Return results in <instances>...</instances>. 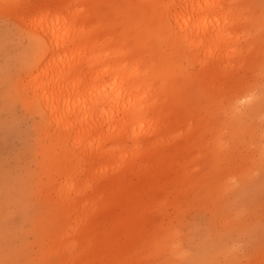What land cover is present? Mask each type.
I'll return each mask as SVG.
<instances>
[{"label":"bare ground","instance_id":"6f19581e","mask_svg":"<svg viewBox=\"0 0 264 264\" xmlns=\"http://www.w3.org/2000/svg\"><path fill=\"white\" fill-rule=\"evenodd\" d=\"M94 1L44 3L27 18L36 58L21 85L58 149L60 173L52 189L62 227L54 241L60 253L56 264H130L113 248L114 237L132 232L146 200L169 182L174 189L184 185L170 201L198 185L217 191L210 200V209L217 212L224 207L219 194L226 184L220 178L205 182L188 166L203 163L221 174L250 172L247 158L223 146L221 138L227 133L226 141L243 143L242 137L257 128L258 137L264 136L259 114L264 96L254 88L264 80V68L254 84L239 74L253 63L237 47L250 22H241L244 4L126 0L128 15L144 8L141 25H136L124 17L93 18ZM109 22L119 23L121 30L107 29ZM187 57L199 69L194 99L205 100L199 108L191 106L193 97L185 92L189 83L182 63ZM262 57L264 50L257 60ZM227 92L237 93L225 98ZM239 98L241 105L235 102ZM225 105L229 111L220 112ZM193 115L192 127L184 126ZM243 116L251 123L241 125ZM256 143L264 155V137ZM192 147L198 148L195 156L189 153ZM235 218H242L240 210ZM104 224L111 234L100 229ZM249 229L244 221L239 231ZM165 234L166 248L180 252L178 233L165 229Z\"/></svg>","mask_w":264,"mask_h":264},{"label":"rangeland","instance_id":"374dc122","mask_svg":"<svg viewBox=\"0 0 264 264\" xmlns=\"http://www.w3.org/2000/svg\"><path fill=\"white\" fill-rule=\"evenodd\" d=\"M54 1L57 0H0V264H56L59 260L54 241L62 221L52 189L60 173L56 164L58 149L49 134L52 130L49 133L44 130L41 115L21 85L24 71L36 58L27 18L40 5H53ZM235 1L246 8L241 22L250 21L238 38L237 47L240 56H249L253 61L243 72L238 71L242 79L254 84L255 74L264 68L263 57L257 60L264 50V0ZM92 8L93 18L124 17L136 25H141L144 14V8H140L128 15L126 0H95ZM106 25L114 32L122 28L119 23ZM158 47L163 49V43L159 42ZM182 65L184 78L189 83L186 95L193 97L191 106L199 108L203 98L194 99L200 85L198 66L188 57ZM236 70L232 68L233 72ZM256 82L255 92L264 96V80ZM230 93L236 94L227 92L225 98ZM235 102L241 105L240 98ZM229 107L225 105L220 112H228ZM259 114L264 126V105L259 108ZM193 122L194 115L184 126L192 127ZM239 123L250 124V117L243 116ZM259 129L253 135H241L239 139L244 138L243 143L226 141L227 133L221 138L223 146L241 151L247 158V165L252 167L250 172L239 169L236 174L213 173L203 163L187 168L189 171L196 168L195 176L205 182L214 178L223 180L227 189L219 197L224 207L217 208V212L210 209V200L218 192L204 185L184 191L182 198L170 201L184 185L174 189L169 182L146 200L132 232L125 230L114 237L112 246L120 250L119 257L126 258L130 264H169L170 261L175 264H264V170L258 168L263 167L264 155L256 143H262L264 136L258 137ZM253 137H257L255 143L250 141ZM197 149L192 147L190 155H197ZM206 161H210V156ZM137 196V192L132 193L133 199ZM238 210L242 213L240 220L235 218ZM223 216L228 222H221ZM244 221L250 229L239 231ZM102 226L112 233L109 225H101L100 229ZM165 229L178 233L176 242L180 252L166 248L169 236ZM135 257L141 258L142 263L135 261Z\"/></svg>","mask_w":264,"mask_h":264}]
</instances>
